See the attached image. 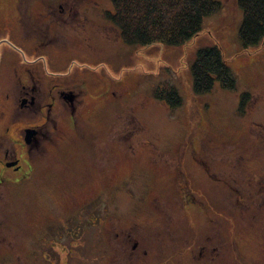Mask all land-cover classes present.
I'll list each match as a JSON object with an SVG mask.
<instances>
[{
  "label": "rangeland",
  "instance_id": "1",
  "mask_svg": "<svg viewBox=\"0 0 264 264\" xmlns=\"http://www.w3.org/2000/svg\"><path fill=\"white\" fill-rule=\"evenodd\" d=\"M20 1L32 0H0V8ZM217 1L221 8L204 19L192 40L140 46L125 43L105 17L113 11L112 0H33L37 12L44 2L74 3L80 12L76 29L64 32L71 44L58 53V72L65 80L82 77L90 93L83 96V122H58L56 142L71 128L80 133L74 148L60 139L64 152L52 168L42 170L41 180L0 185V264H103L104 248L94 239L99 226L93 224L86 236L90 261H67L79 234L66 222L72 209L89 214L87 219L101 212L110 253L119 251L116 234L124 238L129 232L151 245L154 264H264V40L245 50L240 39L243 11L236 0ZM213 46L221 49L236 89L216 82L209 93L197 94L192 68L198 51ZM172 87L182 100L178 107L171 106L175 101L154 97L157 89ZM245 93L250 100L242 115ZM195 162L202 167L201 175L193 174L202 202L185 210L173 189L162 191L172 177L166 168L181 166L189 172ZM230 185L244 196L237 200ZM82 194L85 203L78 197ZM204 227H210L207 234L218 250L198 260ZM197 229L202 233L196 239ZM192 246L197 250L188 260Z\"/></svg>",
  "mask_w": 264,
  "mask_h": 264
},
{
  "label": "flooded vegetation",
  "instance_id": "2",
  "mask_svg": "<svg viewBox=\"0 0 264 264\" xmlns=\"http://www.w3.org/2000/svg\"><path fill=\"white\" fill-rule=\"evenodd\" d=\"M33 3V0L20 1L15 7L4 10L0 8V185L3 187L9 186L11 182L23 185L41 180L42 170L52 168L53 161H57L59 155L63 154L60 152H64L60 148V145H64L59 143L60 139L67 141V147L70 149L74 148L75 137L80 138V133L77 131L75 135L76 130L71 128L68 132H61L58 136L59 141L56 142L54 137L56 138L57 133H60L58 122L70 119L73 126L77 124L80 115L83 116L82 108L85 103L83 96L90 93L89 83L82 77L65 80L58 72L61 68L58 53L71 44L65 33L67 28L76 29L75 21L80 19L77 20L75 16L80 12L74 3L68 2H44L41 12H37ZM60 40H63V47L60 45ZM79 122L83 121L79 120ZM195 157L196 154L194 159ZM97 158L99 161V155ZM200 165V162H195V166L189 172L181 166L166 168L172 177L166 181L162 191L165 193L173 189L175 201L180 202L182 209L186 210V207H190L191 210L197 209L196 205L202 202V194H199L200 199L196 197L200 186L193 179V174L201 175ZM262 183L260 181V186L263 188ZM233 188L234 186L230 185V190L235 192L237 200L241 199L244 193ZM84 196L85 194L78 196L82 199L81 203L86 202ZM200 211L206 212L205 215L209 219L212 218L208 216V209L201 207ZM75 212L74 209L69 210L66 220L68 225H73L72 228L79 230L75 238L76 245L67 252L69 263L81 259L90 261V247L86 236L93 224L99 226L97 236L93 237L97 240V244H100L99 249L104 248V254L101 252L99 259L104 261L103 264L124 259L131 264H154L149 256L151 245L146 246V242L143 240L142 242L129 232L123 236L124 238L119 233L116 234V239L120 241L119 251L115 254L110 253L109 249L112 247L107 245L106 227H102L106 219L101 212L99 216L94 215L93 219H87L89 214L83 213L84 215L81 216L78 212H76L78 215L74 216ZM209 228L204 227L203 233L197 229V233L194 234L196 239L201 233L204 236V242L198 245L200 252L198 260L203 259V256L208 255L209 252L214 255L218 250L214 237L207 234ZM157 238L159 239L158 236ZM70 243L73 244V241ZM190 249L192 250L186 255L188 260L193 259L192 255L189 258V254L197 250V247L192 246ZM127 252L128 257L124 258ZM180 262L181 264L234 263V261ZM234 264L245 263L236 261Z\"/></svg>",
  "mask_w": 264,
  "mask_h": 264
},
{
  "label": "trees",
  "instance_id": "3",
  "mask_svg": "<svg viewBox=\"0 0 264 264\" xmlns=\"http://www.w3.org/2000/svg\"><path fill=\"white\" fill-rule=\"evenodd\" d=\"M113 11L106 18L120 31L127 44L148 46L162 43L168 46L185 44L202 30L204 19L221 8L217 0H112ZM244 14L240 39L245 50L258 47L264 40V0H236ZM194 92L209 93L219 82L227 90L236 89L229 66L222 51L213 46L198 51L192 68ZM157 100L181 105L174 87L156 90ZM250 95H242L239 112L246 113Z\"/></svg>",
  "mask_w": 264,
  "mask_h": 264
}]
</instances>
